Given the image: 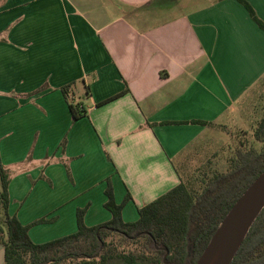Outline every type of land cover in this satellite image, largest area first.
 I'll return each mask as SVG.
<instances>
[{"label": "crops", "instance_id": "crops-1", "mask_svg": "<svg viewBox=\"0 0 264 264\" xmlns=\"http://www.w3.org/2000/svg\"><path fill=\"white\" fill-rule=\"evenodd\" d=\"M244 1L264 24V0ZM247 6L0 0V157L8 212L34 242L74 232L78 208L87 225L110 220L108 186L134 221L178 183L177 157L264 80V28ZM65 85L85 115L72 117Z\"/></svg>", "mask_w": 264, "mask_h": 264}, {"label": "trees", "instance_id": "trees-1", "mask_svg": "<svg viewBox=\"0 0 264 264\" xmlns=\"http://www.w3.org/2000/svg\"><path fill=\"white\" fill-rule=\"evenodd\" d=\"M241 2L247 6L244 0ZM247 8L264 28L254 11ZM62 90L72 117L85 115L86 108L75 100L72 86L65 85ZM240 135L236 133L237 145L229 148L222 169L219 164L205 170L199 166L184 176L175 166L178 183L139 206L136 220H123L122 205L114 202L108 186L105 206L112 214L110 220L87 225L86 208H78L74 232L40 243L29 236L31 224H22L8 212L10 173L0 157V245L4 264H195L229 208L264 169V147L257 150L250 146L247 136ZM252 136L264 143V107ZM44 221L40 218L34 223ZM231 264H264V207Z\"/></svg>", "mask_w": 264, "mask_h": 264}, {"label": "rangeland", "instance_id": "rangeland-1", "mask_svg": "<svg viewBox=\"0 0 264 264\" xmlns=\"http://www.w3.org/2000/svg\"><path fill=\"white\" fill-rule=\"evenodd\" d=\"M262 81L259 80L255 85L254 94L247 96L245 105L242 107L243 110L235 113L233 110L225 115L223 119L218 121V126L212 127L206 135L177 157L174 165L183 170L184 176L199 166L205 170L211 164H219L222 169L225 165L224 159L230 154L229 150L237 145V137L239 136L236 137L237 132L241 133L240 136H247L250 146L255 149L261 150L264 147L263 142L252 136V129L263 114L264 80ZM241 130H245L247 133L243 134Z\"/></svg>", "mask_w": 264, "mask_h": 264}, {"label": "water", "instance_id": "water-1", "mask_svg": "<svg viewBox=\"0 0 264 264\" xmlns=\"http://www.w3.org/2000/svg\"><path fill=\"white\" fill-rule=\"evenodd\" d=\"M263 207L264 169L229 208L195 264H231ZM165 251L164 262L168 250Z\"/></svg>", "mask_w": 264, "mask_h": 264}]
</instances>
